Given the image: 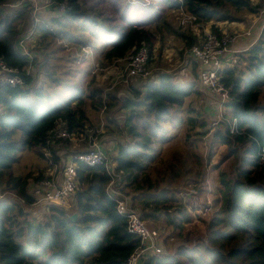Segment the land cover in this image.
I'll return each instance as SVG.
<instances>
[{"label":"trees","instance_id":"1","mask_svg":"<svg viewBox=\"0 0 264 264\" xmlns=\"http://www.w3.org/2000/svg\"><path fill=\"white\" fill-rule=\"evenodd\" d=\"M51 1L64 2L65 10L44 15L33 25L28 0H0V59L37 71L25 74L22 85H0L1 190L16 195L26 207L32 204L30 178L37 182L45 178L46 170L16 173L14 166L21 154L32 151L58 164L57 144L67 139L54 136L56 127L76 137L87 135L88 109L118 105L125 111L118 127L128 138L126 145L116 144L112 157L120 175L119 188L142 219L170 227L179 241L171 253L152 257L146 264H264V27L258 40L239 54L236 65L224 71L222 81L231 85L225 103L228 110L222 114L225 127L212 133L206 158L210 159L213 144L219 142L226 145L225 154L231 160L219 171L213 203H201L204 209H212L201 228L195 223L186 226L195 219L188 207L190 199L205 190L201 183L207 163L197 151L200 132L190 135V130L198 121L205 126V121L188 117L185 151L160 152L170 138L168 126L182 120L178 116L194 83L183 85L163 72L156 81L130 85L122 97L115 90L98 87L95 75L85 84L90 72L78 67L80 57L69 50L65 57L74 68L51 63L60 59L57 48L67 46L77 52L94 51L98 66L108 68L123 67L141 45L151 55L155 45L162 47L169 35L180 37L181 52L199 43L200 35L188 29L181 32V25L175 28L163 6L190 13L195 22L205 25L212 20H242V13H254L261 5L252 0H155V9L144 0L125 8L119 0ZM10 3L18 6L9 7ZM26 18L28 28L19 27ZM31 28L37 45L29 60L15 41ZM211 30L219 32V27L213 23ZM40 72L46 86L34 84ZM113 119H108L111 125ZM232 120H236L234 129ZM111 125L107 124L114 131ZM76 178L71 210L50 205L36 216L14 199L0 200V264H124L139 239L127 230L126 218L117 213L115 200L105 191L110 176L104 164L89 166L78 161ZM74 212L77 218L71 219Z\"/></svg>","mask_w":264,"mask_h":264},{"label":"rangeland","instance_id":"2","mask_svg":"<svg viewBox=\"0 0 264 264\" xmlns=\"http://www.w3.org/2000/svg\"><path fill=\"white\" fill-rule=\"evenodd\" d=\"M144 1L146 4L148 2H151L152 7L156 9L155 0H144ZM252 1L254 5H256L261 0H252ZM29 2L31 3V1ZM119 3L122 5L123 8H125L128 7L129 3H132L131 5L137 3V0H119ZM139 4L142 5L141 2H139ZM9 5H10L9 7L18 6L17 3H10ZM163 7H164L163 13L169 16L170 22H172L175 28L179 29L178 28L179 23L182 22L181 19L183 18L181 14L182 10L174 9L170 11L168 10L167 6H163ZM27 9H28L29 18L31 19L30 12L32 8L30 9V4L27 7ZM242 14H241L242 20H237L239 23L244 22L245 24H247V22L251 20V16H252L253 19L259 22V26L263 25L264 18L260 17L261 13L259 10H257L254 13H242ZM50 15L53 14L47 11L45 17H49ZM29 18H26L25 21L21 22L19 24V27L25 28L29 26L30 25V22H28ZM234 22L236 21L212 20L208 22L207 25L210 26V24L216 23V25L224 26V24H229ZM187 25H185L186 27L185 26L181 27L180 31L186 32L187 29L190 30L191 27L194 26L191 25L190 23H188ZM202 29L203 28L200 27V32L198 33H201L203 31ZM247 29L249 28L244 27L236 31H239L238 33H241ZM227 30H231V29H227ZM31 44H33V46L31 47V51H32L34 45H37L36 38L34 39V41L27 43V45H31ZM181 45L182 42L180 40V37L175 35L167 36L162 47H160L159 44H156L154 49L151 51V59L148 61L146 66L149 75L146 77H137V78L132 77L131 80L129 81V84L137 83L140 86L150 81H156L158 79L159 73H163V72L170 74L175 82L181 83L183 85H188L192 82L194 83L193 84L194 90L188 97H186L183 103V110L180 111V116H178L180 118L182 117V120L178 124H176V126H168L170 138L166 143L160 146V152L161 154L166 155L172 152L173 150L185 151L189 147L188 143H186L183 140L185 134L187 133L188 117H192V116L198 117V120L205 121L206 123L205 126H200L198 121L197 125L190 130L191 131L190 135H193L196 132H200L201 135L198 136L201 139L196 141V143L198 144L197 151L203 156V161L204 162L207 161V163L204 172H202L204 181H202L203 183H201V185H204L203 187L205 190L202 192H198V194L195 193L194 196L190 199L188 207L191 210V213L193 214L195 219L192 223L186 226V228H189L192 224L195 223L198 225V227L201 228L203 225V220L208 218L209 214L212 212V209H204L201 203H207L209 205L213 203L212 199L213 197L215 198V190H216L215 187L218 184L219 171H221L224 167H226V164L231 160V155L225 154L227 153L226 145L221 144L219 142H215L213 144L210 159L207 160L206 158L207 153L211 148L210 138L212 133L216 129L223 130L225 127V122L222 121L225 118L224 116H222V114H224L228 110V108L225 107V105L219 107L218 103L216 102L217 99H214L215 97L213 96L211 97L199 89L195 77V72L194 71L190 72L188 67L189 65H187V62L182 58V53H180ZM66 50L71 51L73 56L77 55V57H80L78 58V63H77L80 69H85L86 71L90 72L84 78L85 84L87 83L88 79L91 78V76L95 75L96 77L95 80L98 87L103 88L107 92H112L115 90L116 93L121 94L122 97L127 95L125 86L118 81V75L116 76L120 68L119 66L121 64L113 67L101 68L98 66L99 57L96 55L94 51L88 48L86 49L83 48L82 51L77 52L75 48L68 46L65 49L57 48L56 56L60 57V59L59 60L51 59V63H55V62L61 63L65 65V67H62L63 69L67 67L66 65H71L72 68H74L75 67L74 63H71L67 60L69 57H65ZM226 63L229 64L228 61H226ZM231 67L233 66H231L230 64V68ZM60 69H58V71H60ZM31 72L36 73L37 72L36 68H31ZM37 75H38V82L37 83L35 82L34 84L46 86L47 83H45L44 81V76L42 72L37 73ZM104 106L105 105H103L100 109H95V110L88 109L90 122L88 125L89 128L87 130V135L84 134L82 136H77L72 140L68 139L57 144L58 147L57 155H60L61 158H63V161L64 159L66 160L70 159L69 156L71 155L70 152H72L71 149H77V151H80L88 147L89 135L91 134L96 135L98 138H101L103 135V145L105 147H108L114 143L118 145L121 142L123 143V141L125 142V138L127 137V135L118 127V124L121 121L125 111L119 110L120 108H117L118 105L111 109L109 107L106 106L104 107ZM221 108L224 109V111H222ZM110 116L114 118L113 120L115 121V123L113 125H111V122L108 120ZM108 123L112 127H114L115 129L114 131H110L109 127L107 126ZM107 135H109V139H106ZM63 164L64 163L60 161L58 164L53 165L49 158L48 159L41 158L34 152L26 150L21 154V158L19 159L17 165L14 166V171L16 173H21V174H26L29 172H32V174H37V172L40 169H45L47 172L50 167L52 166L55 167L56 165V172L60 173ZM214 165L215 167H213ZM33 183H34V178L31 177L30 184ZM3 187H4L3 185L0 186V191L2 193H7L5 190L3 191L1 190V188ZM194 207L196 209H193ZM33 211H31L32 214H34L35 212ZM35 214L36 216L41 215L40 211L35 212ZM147 223L150 226L152 227L154 226L155 228H157V230L160 233L159 244L163 248L162 254L166 252L171 253L174 250V247L177 245V243H179V241L176 238V235H174L173 233V230L170 227H165L163 225H156L150 222Z\"/></svg>","mask_w":264,"mask_h":264},{"label":"built area","instance_id":"3","mask_svg":"<svg viewBox=\"0 0 264 264\" xmlns=\"http://www.w3.org/2000/svg\"><path fill=\"white\" fill-rule=\"evenodd\" d=\"M29 1H31L32 5ZM28 2L30 9L32 8L30 20L33 25L38 24L47 11L56 15L66 8L64 2L51 0H28ZM257 4L261 5L259 8L260 17L264 18V0L259 1ZM181 14L183 23L180 22L179 25L185 26L190 23L194 26H202L195 22L196 17L190 13L182 11ZM217 26L219 27V32L211 30V26L204 28L203 35L200 33L199 43L184 48L183 53L195 63V77L199 89L207 95L215 97L214 99H217L216 102L219 107H222L229 100L231 89V85L226 86L222 81L224 71L230 69V64L231 66L236 65L239 54L247 50L258 40L264 27V20L263 25L259 26L258 31L254 35L250 29L238 33L239 31L227 30L221 25ZM33 34V29L31 28L28 31L20 33L15 41V47L18 48L20 53L26 55L29 60H32L33 57L31 51L33 44L27 45V43L34 41ZM250 35H253L254 39L249 46H246L244 49L232 47L233 43ZM150 59L149 49L145 45L138 47L127 57L123 67L119 68L116 74V76L118 75V81L127 89L133 84H129L132 77L148 76L149 72L146 66ZM29 73H31L30 65L25 69H19L18 67L8 65L3 59H0V85H22L24 83V75ZM235 124L236 120H232L231 129L235 128ZM53 134L55 137L64 140H72L76 137L70 135L66 129L59 127L53 130ZM45 155L49 156L47 152H45ZM112 157L113 154L103 145V135L101 138H98L96 135L91 134L89 135L88 147L76 151L68 160H61L64 164L61 167L60 173L56 172V165L55 167L52 166L46 172L45 178L30 184V192L35 197V201L32 204L26 207L21 199L8 191H6L7 193L0 191V200L14 199L21 203L24 210L27 211L34 210L38 212L50 205L71 210L75 207L74 194L77 187L76 162L80 161L89 166L104 164L110 176L105 191L115 200L117 213L126 218L127 230L135 234L139 239V244L130 252L124 264H146L150 258L158 256L163 252V248L159 244L160 233L157 228L150 226L146 220L140 217L139 210L132 205L126 193L119 188L120 175L116 170V163ZM50 169H54V172H49Z\"/></svg>","mask_w":264,"mask_h":264},{"label":"crops","instance_id":"4","mask_svg":"<svg viewBox=\"0 0 264 264\" xmlns=\"http://www.w3.org/2000/svg\"><path fill=\"white\" fill-rule=\"evenodd\" d=\"M210 26H211V24H210ZM210 26H208L207 24H205V26L204 25H202L201 27L204 29V28H207V27H210ZM221 26H223V25H221ZM199 26H192L191 27V29L189 30L191 33H192V35L194 34V35H200V33H198V32H200V27L198 28ZM223 27H225V28H227V29H231V30H240V29H242V28H249L251 31H252V33H253V35L258 31V29H259V22L257 21V20H255V19H253L252 18V16H251V20H249V22H247V24H245L244 22H241V23H239L238 21H236V22H234V23H229V24H224V26ZM202 29V30H203ZM203 32V31H202ZM253 39H254V36H248V37H245V39H240V40H238V41H236L235 43H233L232 44V47L233 48H235V49H244L246 46H249V44H251L252 43V41H253ZM181 48L183 47V45H181L180 46ZM180 53H182V58L187 62V65H189L188 67H189V70H190V72L191 71H194L195 72V63H193L190 59H189V57H187L184 53H183V51L181 52V50H180ZM185 76H186V74H185ZM185 76H183V77H185ZM188 76V75H187ZM189 77V76H188ZM133 84H135V85H138L137 83H133ZM108 136V137H107ZM106 136V139H109V135H107ZM127 138V137H126ZM125 138V142L123 141V144L124 145H126L127 143H128V138L126 139ZM122 143V142H121ZM116 147H117V145L114 143V144H111L110 146H108V147H106V149L110 152V153H112V154H114L115 153V150H116ZM71 151L72 152H70L71 153V155L69 156V158H71L72 157V154L73 153H75L76 151H77V149H71ZM63 157V156H62ZM63 161V158L62 159H60V161ZM66 159H64V161H65ZM68 160V159H67ZM63 163V162H62ZM50 171H52V172H54V169H50L49 170V172ZM30 187H31V185H30Z\"/></svg>","mask_w":264,"mask_h":264},{"label":"water","instance_id":"5","mask_svg":"<svg viewBox=\"0 0 264 264\" xmlns=\"http://www.w3.org/2000/svg\"><path fill=\"white\" fill-rule=\"evenodd\" d=\"M70 218H71V219H75V218H77V213H76V212L72 213V214L70 215Z\"/></svg>","mask_w":264,"mask_h":264}]
</instances>
